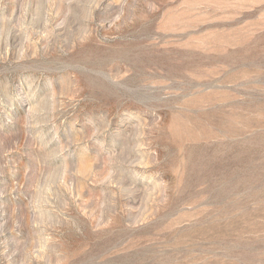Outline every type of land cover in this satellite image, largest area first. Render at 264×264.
<instances>
[{"label":"rangeland","instance_id":"rangeland-1","mask_svg":"<svg viewBox=\"0 0 264 264\" xmlns=\"http://www.w3.org/2000/svg\"><path fill=\"white\" fill-rule=\"evenodd\" d=\"M0 264H264V0H0Z\"/></svg>","mask_w":264,"mask_h":264}]
</instances>
